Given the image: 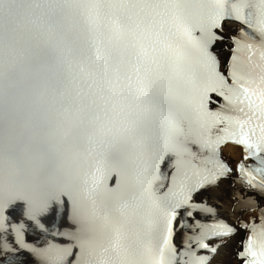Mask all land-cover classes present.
Returning <instances> with one entry per match:
<instances>
[{
	"label": "snow or ice",
	"instance_id": "6c2138e0",
	"mask_svg": "<svg viewBox=\"0 0 264 264\" xmlns=\"http://www.w3.org/2000/svg\"><path fill=\"white\" fill-rule=\"evenodd\" d=\"M261 201L264 0H0V264H264Z\"/></svg>",
	"mask_w": 264,
	"mask_h": 264
},
{
	"label": "bare ground",
	"instance_id": "6f19581e",
	"mask_svg": "<svg viewBox=\"0 0 264 264\" xmlns=\"http://www.w3.org/2000/svg\"><path fill=\"white\" fill-rule=\"evenodd\" d=\"M224 151L226 156L230 159L236 161L241 158V151L235 146H227ZM233 191L234 189L230 188L227 182H223L219 188L210 191L206 195L210 197L209 200L211 203L218 205L219 213L223 212L229 219L237 221L241 214L237 213L232 208L234 202L231 199L230 193ZM237 240H239V237L230 241L229 244L221 250L219 256L216 258L217 264H236L233 255Z\"/></svg>",
	"mask_w": 264,
	"mask_h": 264
}]
</instances>
